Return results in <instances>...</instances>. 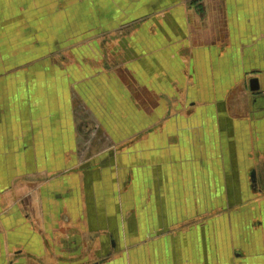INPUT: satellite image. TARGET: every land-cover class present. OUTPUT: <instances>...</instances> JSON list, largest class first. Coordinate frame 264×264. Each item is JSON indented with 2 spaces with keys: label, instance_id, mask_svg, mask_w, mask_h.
<instances>
[{
  "label": "crops",
  "instance_id": "obj_1",
  "mask_svg": "<svg viewBox=\"0 0 264 264\" xmlns=\"http://www.w3.org/2000/svg\"><path fill=\"white\" fill-rule=\"evenodd\" d=\"M261 29L264 0H0V264H264Z\"/></svg>",
  "mask_w": 264,
  "mask_h": 264
},
{
  "label": "rangeland",
  "instance_id": "obj_2",
  "mask_svg": "<svg viewBox=\"0 0 264 264\" xmlns=\"http://www.w3.org/2000/svg\"><path fill=\"white\" fill-rule=\"evenodd\" d=\"M259 18H260L259 22L261 23L259 25L261 26L262 25V22H261L262 20H261V17H259ZM252 33L255 34L254 30H253ZM256 33H258L255 36L256 39H260L261 37L264 36V33H263L262 29L260 30V32L256 31ZM257 49L260 50V44L257 46ZM260 66H261V64H260ZM261 68H262V66H261ZM261 68H260L258 73H264V69L263 68L261 69ZM263 125H264V110L259 113V115L257 117V123H256V126H257V129H256V133H257V135H256V138H257V152H256V155L251 158L252 161H256V162L264 161V146L260 144V143L264 142V140H262V142H261L262 134H264V126ZM261 147H263V148H261ZM233 171H234V169H233ZM233 171L229 170V169H226V173H225V176L228 178V179H226V183H227V187L229 189H232L233 186H234V184L229 182V180L233 179ZM262 198L264 199V194H262V196H258V201L257 202L259 203L260 200H262ZM90 256H93L92 253H91Z\"/></svg>",
  "mask_w": 264,
  "mask_h": 264
},
{
  "label": "water",
  "instance_id": "obj_3",
  "mask_svg": "<svg viewBox=\"0 0 264 264\" xmlns=\"http://www.w3.org/2000/svg\"><path fill=\"white\" fill-rule=\"evenodd\" d=\"M260 87L258 78L251 80V89L258 90Z\"/></svg>",
  "mask_w": 264,
  "mask_h": 264
}]
</instances>
